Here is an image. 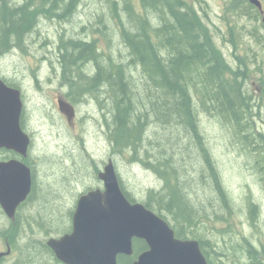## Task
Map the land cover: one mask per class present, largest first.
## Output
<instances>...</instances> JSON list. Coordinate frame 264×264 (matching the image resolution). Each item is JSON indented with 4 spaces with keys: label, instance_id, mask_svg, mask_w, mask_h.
I'll use <instances>...</instances> for the list:
<instances>
[{
    "label": "trees",
    "instance_id": "obj_1",
    "mask_svg": "<svg viewBox=\"0 0 264 264\" xmlns=\"http://www.w3.org/2000/svg\"><path fill=\"white\" fill-rule=\"evenodd\" d=\"M109 1L114 15L119 19L118 27L127 49V59L117 60L111 53L101 51L95 38L64 42L61 47L64 53L59 62L69 88L65 93L67 98L77 105L96 100L107 109L109 118L105 116V125L113 151L128 155L132 163L140 162L148 166L162 182L159 190H149L144 204L158 210L164 218L170 215L175 222L173 228L177 237L199 240L209 264H237L236 261L241 264H264V243L261 248L256 247L249 238H243V250L230 247L234 250L232 254L226 252L230 249L217 251L214 243L210 247L212 249L208 248V240L195 229L201 222L200 208L189 198L186 182L182 179V165L163 144H178V139L184 137L181 135L184 131L190 135L186 138L193 140L200 151L205 163L203 170L212 180L211 186L219 196L221 210L227 212L233 206L232 198L201 133L198 114L200 111L206 112L232 129L235 137L246 147L255 148L260 157L256 164L264 182V131L256 130L253 118L256 106L251 105L253 92L244 82L248 60L237 57L239 65L232 70L224 62L209 28L186 0H135L141 10L133 5L134 0H124V13L119 10L116 0ZM242 1L229 0L228 10L257 19L259 10L248 0L243 5ZM79 2L0 0V51H11L14 44L24 49L19 39L24 33L28 34L43 19L63 21L71 17L76 13ZM150 11L158 15L156 19L149 17L147 13ZM157 18L160 19L159 23L155 21ZM233 30L231 27L228 34H234ZM250 32L254 34L256 29ZM135 74H140L138 83L134 79ZM261 82L264 95V78H261ZM10 84L18 86L12 82ZM103 95L107 104L102 103ZM153 124L166 129L172 127V134L176 138L169 136L165 137L166 140L159 138L160 141L155 139L157 142H154L151 137L153 133L149 131ZM153 143L157 148L150 152ZM26 161L32 166L30 156ZM199 170L202 172V169ZM121 183L128 198L135 200ZM35 186L32 196L36 191ZM247 206L251 220L254 223L261 221L263 215L259 204L249 198ZM69 212L71 215L73 210ZM216 216L217 220L224 217ZM29 217V224L30 221L38 222L46 235L71 231L70 227L52 233L46 227L51 220L44 223L42 218ZM22 230L19 222L10 223L11 247L19 252L15 264L47 263L51 249L46 240L24 236L26 233L22 234ZM23 239L25 242H22ZM146 248L144 240L136 239L134 255ZM236 250H242V253L237 254ZM132 260L133 256L120 255L119 264H131Z\"/></svg>",
    "mask_w": 264,
    "mask_h": 264
},
{
    "label": "rangeland",
    "instance_id": "obj_2",
    "mask_svg": "<svg viewBox=\"0 0 264 264\" xmlns=\"http://www.w3.org/2000/svg\"><path fill=\"white\" fill-rule=\"evenodd\" d=\"M116 1L122 12L124 0ZM186 1L194 7L202 23L209 28L224 62L232 70L237 69L239 65L237 57H246L248 60V72L244 82L246 87L252 88L251 105L256 106L254 108L256 110L252 108L256 130L264 131V95L261 82V78H264L262 15L255 19L230 12L227 8L229 0ZM261 1L264 5V0ZM80 2L76 13L71 17L63 21L55 18L44 19L37 27L48 30L50 39L55 40L56 44L62 29L60 27H66L65 41L71 37L95 38L101 51L106 54L111 53L117 60H126L127 49L120 36L119 19L114 15L110 1L81 0ZM133 3L138 10H141L139 3L135 0ZM148 14L155 19L158 16L151 11ZM155 21L159 23L160 19L157 18ZM96 27L102 31L97 30ZM231 27L235 29L234 34H228ZM253 29H256V32L251 34L250 31ZM229 38L236 42H232ZM40 40V42L35 41L32 48L25 46L26 48L17 50L16 53L10 50L0 51V76L23 89V99L29 114L25 121L26 130L32 137L30 159L35 171L36 191L30 199L31 202L23 209L25 219L20 221V227L23 228L22 234L26 233L24 236L41 239L46 233L39 227L38 222L30 221L29 224V215L42 218L44 223L51 220L46 227H49L52 233L58 232L59 229L70 228L69 210H74L79 195L88 187L100 184L98 171L102 169L104 161L108 158L113 159L125 189L139 202L143 203L148 198L150 189L159 190L162 182L148 166L140 162L132 163L128 155L113 151L105 125V116L109 118L108 111L96 100H89L78 106L74 127L61 117L57 96L59 93H67L69 88L64 81L60 62H41L40 58L39 60L35 58L43 55L48 46L44 37ZM31 53L36 56L33 57ZM139 78L140 74L134 75L136 83ZM242 80L243 78L240 79ZM102 103L107 104L103 96ZM198 115L205 144L220 170L233 206L227 209V212L221 210L219 196L211 186L212 180L203 170L205 163L200 151L195 147L193 140L188 141L186 138L190 136L189 134L184 131L185 134H181L184 137L178 139V144L163 143L177 163L182 165V179L186 182L189 198L200 208L201 222L195 229L206 241L208 240L209 249H212L210 247L214 243V249L217 251L230 249L226 252L232 254L234 250L230 247L242 249L243 238H249L251 243L261 248L264 243V182L256 164L260 157L253 146L246 147L235 137L232 129L219 119L203 111ZM149 131L153 133L151 137L154 142L162 141L165 137H174L172 127L166 129L153 124ZM156 148V144L153 143L149 150L154 152ZM199 169H202V172ZM202 174H205L204 178ZM249 198L261 207L263 215L261 221L254 223L251 220L247 206ZM154 211L160 214L158 210ZM217 214L224 217L217 220ZM165 219L175 227L170 215ZM4 235L0 231V250L4 249L1 240ZM49 236L46 235L45 238ZM22 242H25V239ZM241 251L235 252L240 254ZM14 258L15 252L10 256V263ZM262 259L264 261V256ZM229 260L231 262V259ZM236 262L241 264L239 261Z\"/></svg>",
    "mask_w": 264,
    "mask_h": 264
},
{
    "label": "water",
    "instance_id": "obj_3",
    "mask_svg": "<svg viewBox=\"0 0 264 264\" xmlns=\"http://www.w3.org/2000/svg\"><path fill=\"white\" fill-rule=\"evenodd\" d=\"M249 1L264 12L261 0ZM57 104L74 127L76 106L63 93H59ZM23 107L22 90L0 78V147L20 156L0 161V202L10 218L33 186L32 169L24 162L31 137L21 125ZM99 178L103 188L90 189L79 197L72 231L47 241L58 260L64 264H119L120 255L134 253L137 238L144 240L147 248L132 264H209L199 240L177 237L164 217L144 203L128 199L112 158Z\"/></svg>",
    "mask_w": 264,
    "mask_h": 264
},
{
    "label": "flooded vegetation",
    "instance_id": "obj_4",
    "mask_svg": "<svg viewBox=\"0 0 264 264\" xmlns=\"http://www.w3.org/2000/svg\"><path fill=\"white\" fill-rule=\"evenodd\" d=\"M261 15H263V14H261ZM60 28H62V29L59 32V37H58V40H57V44L55 43L56 42L55 40H51L50 39V34L48 33L49 31L45 30L43 27H33L28 32V34L26 35V38H24V36L26 34V33H24L23 36L21 38H19V39H20V41H23V42L25 41V39H29L28 42H24L25 43L24 46H26L27 48L28 47L32 48V46L35 43V41L39 40V42H40L41 41L40 39L44 37L46 42H47V45H48L45 48L46 49L45 52L43 53V55L41 54V56H39V57H37L36 54L31 53L32 56L33 57L36 56L35 58H37V59L40 58L41 62H45V61H48V62L58 61L59 62V61L62 60V54L64 53V51H62L61 47H62V44L65 41L64 38H67V33L64 34V32L66 31V27H60ZM44 34H46V35L44 36ZM71 39L77 40V39H74V38H69L66 41L71 40ZM87 39L84 38V39H81V40H87ZM39 42H38V44H39ZM17 50H20L19 46L14 47L10 52L16 53ZM38 53H41V52H38ZM0 78H2L8 85H10V82L6 81L5 78H3V76H0ZM18 87L22 90V98H23V89L20 86H18ZM23 102H24V99H23ZM76 109H77V113H78V109H79L78 105H76ZM27 117H29V114H28L27 108L25 107V102H24V107H23V112H22V117H21V125H22L24 130H26L25 121H26ZM61 117L63 119H66V116L63 115L62 113H61ZM11 158H19V156L17 154H15V152L10 150L9 148L0 147V161L1 162L10 161ZM108 159H110V158H108ZM26 163H27V161H26ZM105 163H106V161H104V164ZM32 169H33V175H32L33 176V186H32V190H31L29 196L27 197V199L18 206L14 218H10V216L6 213V211L4 210V208H3V206L1 205V202H0V224H4V226H0V231H2L5 234L3 239H1L3 241V243H4V249L0 250V264H15L17 259H18L19 252H17L14 249H12L11 243H10V223L11 222L15 223L16 221L21 223L20 221H22L23 218L25 219V215H23V209H24L26 204L31 202L30 199L32 197L33 188H34V185H35V171H34L33 167H32ZM102 184L103 183L100 180V184L99 185H97L95 187L94 186L88 187L86 189V191L88 189H91V188H101L103 186ZM86 191H84V192H86ZM35 203H36V201H35ZM39 203H41V201H39ZM55 203H57V201H55ZM72 214H71V225H70V227H72ZM69 230H71V229H69ZM62 234H64V233H62ZM62 234L53 233V234H50V236L47 239L45 238L46 235L44 237H42L41 239L46 240V243H47V241H48V239L50 237H59ZM136 239H134V243H135ZM14 252H15V258L13 259L12 263H10V256ZM134 252H135V250H134ZM127 256H133V260L137 257V255H134V253L132 255H127ZM48 257H50V259L46 260V261H48L47 263H44L45 262L44 261L43 263H40V264H64L60 260H58V258L56 257V255H55V253H54V251L52 249H51V255H49ZM133 260H132V263H133Z\"/></svg>",
    "mask_w": 264,
    "mask_h": 264
},
{
    "label": "bare ground",
    "instance_id": "obj_5",
    "mask_svg": "<svg viewBox=\"0 0 264 264\" xmlns=\"http://www.w3.org/2000/svg\"><path fill=\"white\" fill-rule=\"evenodd\" d=\"M81 1V0H80ZM78 3V2H77ZM80 3V2H79ZM115 10V9H114ZM121 10V9H120ZM44 20V19H43ZM101 22V21H100ZM97 28V27H96ZM66 37V36H65ZM72 38V37H71ZM14 41H16V42H18V40L17 39H14ZM29 41V39H25V41L24 42H28ZM23 41H20V44L21 43H23V46H24V43ZM18 46V44H14L13 45V47H17ZM61 74V73H60ZM103 97H104V95H103ZM190 145H191V142L189 143Z\"/></svg>",
    "mask_w": 264,
    "mask_h": 264
}]
</instances>
